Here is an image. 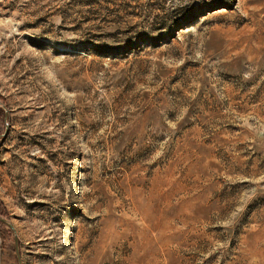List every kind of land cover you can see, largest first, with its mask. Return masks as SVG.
Returning a JSON list of instances; mask_svg holds the SVG:
<instances>
[{
  "label": "rangeland",
  "instance_id": "rangeland-1",
  "mask_svg": "<svg viewBox=\"0 0 264 264\" xmlns=\"http://www.w3.org/2000/svg\"><path fill=\"white\" fill-rule=\"evenodd\" d=\"M0 264H264V0H0Z\"/></svg>",
  "mask_w": 264,
  "mask_h": 264
}]
</instances>
